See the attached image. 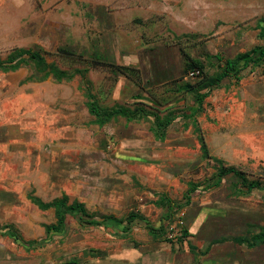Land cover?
Masks as SVG:
<instances>
[{
    "label": "rangeland",
    "instance_id": "374dc122",
    "mask_svg": "<svg viewBox=\"0 0 264 264\" xmlns=\"http://www.w3.org/2000/svg\"><path fill=\"white\" fill-rule=\"evenodd\" d=\"M70 1L80 4L62 8L50 1L31 8L26 1L16 13L0 8L1 60L17 48H39L48 64L76 76L59 83L53 76L26 81L40 77L30 66L0 72V141L14 139L16 131L26 146L10 151L0 144V228L12 227L0 231L8 233L0 235V264H264V247L235 242L264 227V189L239 193L230 177L206 189L214 183L215 159L264 180L262 69L249 67L239 81L224 80L193 118L186 113L198 108L194 93L177 87L203 79L186 78L190 58L211 76L222 66L219 56L232 59L263 45L258 25L264 0ZM87 91L102 107L138 106L177 117L164 141L150 130L152 118H119L99 127ZM191 183L200 186L190 203L165 224L168 235L188 228L183 244L155 239L142 225L124 233L114 226L125 223L84 227L73 217L63 234L51 235L45 226L55 223L54 212L28 198L35 186L44 201L66 193L98 219L136 212L159 225L166 212L158 200L184 203ZM92 250L103 254L95 257Z\"/></svg>",
    "mask_w": 264,
    "mask_h": 264
},
{
    "label": "trees",
    "instance_id": "16d2710c",
    "mask_svg": "<svg viewBox=\"0 0 264 264\" xmlns=\"http://www.w3.org/2000/svg\"><path fill=\"white\" fill-rule=\"evenodd\" d=\"M260 36L264 39V23H259ZM67 55H75L69 51L63 52ZM65 55V56H67ZM189 56V55H188ZM68 58V56H67ZM79 56V61H84ZM75 59V58H72ZM218 62L222 66L219 68L218 72L214 75L208 76L205 72L203 65L200 61H195V59L190 58L192 62H186V78L191 80L192 78L189 76L190 72L199 71L203 79L196 84H192L190 82L181 83L177 86L181 92H191L194 93V100L198 106L197 109L194 110L193 113H186L187 117L193 118L196 116L198 110L202 107L205 99L210 95V91L215 88H219L222 85V82L227 79H235L240 80L241 74L247 70L249 67L254 69L261 68L262 73L264 75V44L255 46L253 49L241 53L236 56V58L232 59H221L219 56L217 58ZM94 64H104L110 66L108 63H103L98 60H92ZM32 67L35 71V76L38 78H27L26 81L32 80H46L50 76L59 82L66 80L68 81L73 79L75 74H70L66 70H61L56 66V64H48L47 59L45 57V53L41 49H25V48H17L12 53L9 54L6 60L0 59V72L9 73L16 72L24 67ZM111 67V66H110ZM120 68L121 66H114ZM123 70V68H120ZM124 69H128V71L137 72L133 68L126 67ZM199 75L197 77H199ZM206 75V76H204ZM139 76V75H138ZM200 76V77H201ZM205 77V78H204ZM89 83V82H88ZM89 90V88H87ZM87 108L90 114L94 117V123L99 127H104L108 125L113 120H117L119 118H124L128 122L139 121L140 119L152 118L151 121V131L154 137L157 140L164 141L167 135V130L170 125L173 123L175 116V112H169V114L161 117L159 111H150L146 110L144 107H135L131 109L125 106H113V107H102L98 101L95 99L93 94L87 91ZM201 151L203 153L204 158H211L209 149L205 143V140L201 137ZM216 162L219 163L217 170L214 174V183H210L206 186V189L211 187H219L221 182L225 178H234L237 182L233 184V187L239 193H247L250 194L255 190H263L264 189V180L261 179H249L247 178L244 172H241L236 167L225 166L223 162L219 159H215ZM200 183H191L190 188L185 195L186 201L184 203H178L168 196H163L158 200L157 204L165 209L166 216L162 218L159 225L152 224L149 222L144 216L140 213L131 212L124 219H118L112 215H102L100 219L96 217L94 213H91L87 210L84 203L79 202L78 200L71 201L70 197L67 194H63L62 197L56 198L53 201L45 202L41 198L34 195V192H31L28 195L29 200L36 205L39 209L43 211L53 210L55 216V223L46 225V231L48 234H63L67 229V220L69 217H73L79 225L84 227H102L106 225V223H114L124 224V226L115 228L121 230L124 233H130L132 228L135 225H142L148 233L153 238H161L164 237L169 242H174L172 239L168 238V231L166 228V222H173L172 216L175 211H181L183 209L184 204H189L191 201V194H193ZM114 225V224H113ZM12 227L10 225H6L0 228L2 230L10 231ZM12 232V231H10ZM8 233L4 232L0 234L1 236H6ZM191 235L189 234V230L187 227L181 228L180 235L177 236V242L183 244L188 240ZM9 237L22 242V237H18L17 234L13 235V233L9 234ZM235 242L239 245H245L248 248H259L264 247V227L261 228V231L252 233L248 237H239L235 238ZM38 242H27V245H36ZM191 249H195L190 245ZM92 254L97 257L98 254H103V252H98L96 250H92ZM77 264V263H76Z\"/></svg>",
    "mask_w": 264,
    "mask_h": 264
},
{
    "label": "crops",
    "instance_id": "0c3cea01",
    "mask_svg": "<svg viewBox=\"0 0 264 264\" xmlns=\"http://www.w3.org/2000/svg\"><path fill=\"white\" fill-rule=\"evenodd\" d=\"M11 1V5H9L8 4V0H0V8H2L4 11H5V9L6 8H9L10 10H11V13L13 12V13H16L18 10L19 11H23L24 9H23V6L25 5L24 3L26 2V5H29V6H31V8H33V7H35L36 5L35 4H39V5H46V4H50V1H52V2H54L57 6H59V7H64V8H70L71 6H77L78 5V3L80 4V2L79 1H75V2H71L70 0H10ZM81 2H83L82 4H88L89 3V6L90 5H92L94 2H97V0H80ZM110 1L111 0H108V2L110 3ZM114 3H116L117 4V2H114ZM112 5V4H111ZM124 5V4H123ZM186 5L188 6V4L186 3ZM25 7V6H24ZM22 69V68H21ZM57 81V80H56ZM59 82V81H58ZM33 83V82H32ZM59 83H61V82H59ZM12 128H11V126L9 127V130H11ZM13 132V131H12ZM12 132H11V134H12ZM14 133V135L16 136L14 139H11L9 136H8V138L6 139H4L3 141H0V144H4V143H7L6 145H8L9 146V150L10 151H12V146H13V148H15V147H17V148H19L20 150H23V149H25V144L23 143V141H24V136H23V134H20V133H18V132H16V131H14L13 132ZM7 137V136H6ZM12 140H20L21 142H17L16 141V143L15 144H13V143H11V141ZM23 143V144H22ZM36 188H35V186L34 187H32L31 188V192H34V195L35 196H37V197H39V198H41L40 196H38L37 195V193H36ZM30 192V193H31ZM29 193V194H30ZM28 194V195H29ZM63 194H66V193H62V195ZM62 195L61 196H58V197H56V198H59V197H62ZM56 198H54V199H56ZM42 199V198H41ZM53 199V200H54ZM43 200V199H42ZM52 200V201H53ZM44 201V200H43ZM185 201H186V199H185ZM45 202H47V201H45ZM50 202V201H49ZM53 211V210H52ZM54 212V211H53ZM128 216V215H127ZM175 244V243H174ZM177 244V243H176Z\"/></svg>",
    "mask_w": 264,
    "mask_h": 264
},
{
    "label": "built area",
    "instance_id": "2783aa9c",
    "mask_svg": "<svg viewBox=\"0 0 264 264\" xmlns=\"http://www.w3.org/2000/svg\"><path fill=\"white\" fill-rule=\"evenodd\" d=\"M199 74H200L199 71H193V72H190L189 76H190L191 78H195V77H197ZM178 235H179L178 232H173L172 234H169L168 237L174 241V240L177 239V236H178Z\"/></svg>",
    "mask_w": 264,
    "mask_h": 264
}]
</instances>
